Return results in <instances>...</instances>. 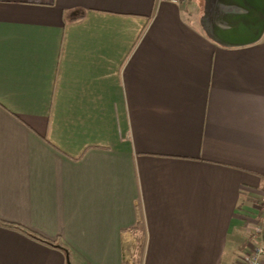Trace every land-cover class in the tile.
<instances>
[{
	"label": "crops",
	"instance_id": "obj_1",
	"mask_svg": "<svg viewBox=\"0 0 264 264\" xmlns=\"http://www.w3.org/2000/svg\"><path fill=\"white\" fill-rule=\"evenodd\" d=\"M203 1V3H202ZM205 0H0V264H236L264 212V38Z\"/></svg>",
	"mask_w": 264,
	"mask_h": 264
},
{
	"label": "water",
	"instance_id": "obj_2",
	"mask_svg": "<svg viewBox=\"0 0 264 264\" xmlns=\"http://www.w3.org/2000/svg\"><path fill=\"white\" fill-rule=\"evenodd\" d=\"M200 24L223 47H245L264 38V0H205Z\"/></svg>",
	"mask_w": 264,
	"mask_h": 264
},
{
	"label": "built area",
	"instance_id": "obj_3",
	"mask_svg": "<svg viewBox=\"0 0 264 264\" xmlns=\"http://www.w3.org/2000/svg\"><path fill=\"white\" fill-rule=\"evenodd\" d=\"M183 5L187 0H168ZM258 209L264 212V198L260 201ZM264 224H258L246 243V247L237 255L236 264H264Z\"/></svg>",
	"mask_w": 264,
	"mask_h": 264
},
{
	"label": "trees",
	"instance_id": "obj_4",
	"mask_svg": "<svg viewBox=\"0 0 264 264\" xmlns=\"http://www.w3.org/2000/svg\"><path fill=\"white\" fill-rule=\"evenodd\" d=\"M1 223L5 224V225H8L10 227H13L15 229H18L24 233H26L28 236L32 237L33 239L35 240H38L42 243H46L48 245H53V246H57V241L56 240H52V239H48L46 237H43L41 235H39L38 233L32 231V230H29L27 228H25L24 226L20 225V224H16V223H8V222H3V221H0Z\"/></svg>",
	"mask_w": 264,
	"mask_h": 264
},
{
	"label": "rangeland",
	"instance_id": "obj_5",
	"mask_svg": "<svg viewBox=\"0 0 264 264\" xmlns=\"http://www.w3.org/2000/svg\"><path fill=\"white\" fill-rule=\"evenodd\" d=\"M202 3H203V1H202ZM202 14H203V12L201 13V15L198 16L199 22H200V18H201V16H202ZM263 260H264V259H263Z\"/></svg>",
	"mask_w": 264,
	"mask_h": 264
}]
</instances>
